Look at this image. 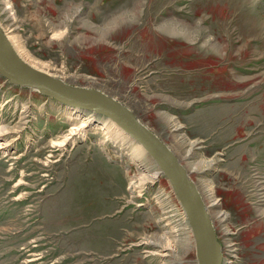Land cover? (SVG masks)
<instances>
[{
    "label": "rangeland",
    "instance_id": "374dc122",
    "mask_svg": "<svg viewBox=\"0 0 264 264\" xmlns=\"http://www.w3.org/2000/svg\"><path fill=\"white\" fill-rule=\"evenodd\" d=\"M0 28L28 66L115 98L168 146L221 264H264V0H0ZM67 110L0 75V264H199L164 175L137 183L99 129L53 146Z\"/></svg>",
    "mask_w": 264,
    "mask_h": 264
},
{
    "label": "water",
    "instance_id": "95a60500",
    "mask_svg": "<svg viewBox=\"0 0 264 264\" xmlns=\"http://www.w3.org/2000/svg\"><path fill=\"white\" fill-rule=\"evenodd\" d=\"M2 33L0 30V75L13 85L32 88L61 105L106 117L139 143L168 179L187 215L199 264H220V245L206 208L194 184L168 146L115 98L96 89L67 84L23 64Z\"/></svg>",
    "mask_w": 264,
    "mask_h": 264
},
{
    "label": "bare ground",
    "instance_id": "6f19581e",
    "mask_svg": "<svg viewBox=\"0 0 264 264\" xmlns=\"http://www.w3.org/2000/svg\"><path fill=\"white\" fill-rule=\"evenodd\" d=\"M6 9H9V5L6 7ZM0 30L3 32V30L1 28H0ZM2 34L4 35V37L6 38V40L9 43L12 41L11 36L8 35L9 33L7 34V33L3 32ZM10 45H12V43H10ZM17 57L23 64L27 65V63L25 61H27L29 58L28 59H26L24 57L21 58L20 55H17ZM28 62H29V60H28ZM34 66H36V67H34ZM34 66H28V67L43 72L42 70L38 69V68H43V67H41L43 65L39 66L38 64H34ZM43 73H46V72H43ZM63 106H65L66 109H68L67 110L68 114H70L72 116V119L74 122H73V125L69 129H67L66 132L64 131L62 133L63 136H62V139L60 140V142L59 141L57 142L56 140H54L52 142L53 146H57L60 148V150L64 151V148L67 144H69V143L74 144L75 143V138L77 136H80L81 138L85 139L87 137L88 131L99 129V130H102L104 135H105L104 141L109 139V140H112L114 143H119L121 145L127 146V148H128L127 151L130 154L131 159L136 161L138 163V165L141 167V174L136 178L137 183H139L141 185V184H144L145 182L153 181V180H155V179H157L163 175V173L161 172V170L158 167L155 168L153 171H151V170L149 171L146 166L142 165L141 161H143V162L145 161V154L147 152L144 150V148L139 143H137L136 141L131 139L113 121H111L110 119H108L106 117H104V118L102 116L98 117L100 115H96L91 111H84L82 109L74 108V107H68L66 105H63ZM6 132H8L7 126L0 124V150L4 151L3 152L4 154L8 153V150L11 146V144L9 142H7L3 139L4 138L3 135L6 134ZM185 219L188 220V218L184 217V218H182V220L180 222V225H184V227L183 228L181 227L180 230H186L187 231V230H190L191 228H189L190 227L189 221L187 223ZM176 226H178V224ZM190 232H191V230H190ZM167 233H168L167 235L162 236L165 239V243L160 245L161 248H159V250L157 252V253H159L163 263L165 261V257H167L170 254L169 250L170 249L174 250V248H175L174 244L171 242V239H170V237H171V235L169 234L170 232H167ZM153 253H155V252H153ZM220 264H221V262H220Z\"/></svg>",
    "mask_w": 264,
    "mask_h": 264
}]
</instances>
